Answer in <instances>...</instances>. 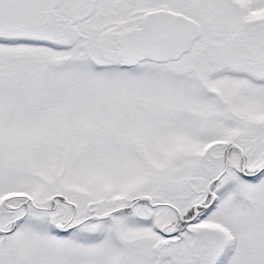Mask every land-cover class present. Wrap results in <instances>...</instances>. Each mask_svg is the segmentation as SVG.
Returning <instances> with one entry per match:
<instances>
[{
  "label": "snow or ice",
  "instance_id": "obj_1",
  "mask_svg": "<svg viewBox=\"0 0 264 264\" xmlns=\"http://www.w3.org/2000/svg\"><path fill=\"white\" fill-rule=\"evenodd\" d=\"M0 264H264V0H0Z\"/></svg>",
  "mask_w": 264,
  "mask_h": 264
}]
</instances>
